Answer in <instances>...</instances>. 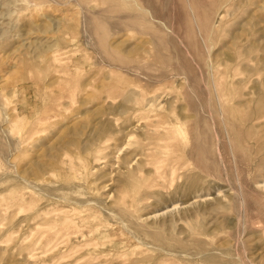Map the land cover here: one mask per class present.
I'll use <instances>...</instances> for the list:
<instances>
[{
    "label": "rangeland",
    "instance_id": "374dc122",
    "mask_svg": "<svg viewBox=\"0 0 264 264\" xmlns=\"http://www.w3.org/2000/svg\"><path fill=\"white\" fill-rule=\"evenodd\" d=\"M0 264H264V0H0Z\"/></svg>",
    "mask_w": 264,
    "mask_h": 264
}]
</instances>
